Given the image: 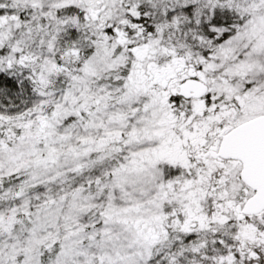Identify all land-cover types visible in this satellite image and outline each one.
<instances>
[{"label": "snow or ice", "instance_id": "snow-or-ice-1", "mask_svg": "<svg viewBox=\"0 0 264 264\" xmlns=\"http://www.w3.org/2000/svg\"><path fill=\"white\" fill-rule=\"evenodd\" d=\"M0 264H264V0H0Z\"/></svg>", "mask_w": 264, "mask_h": 264}]
</instances>
